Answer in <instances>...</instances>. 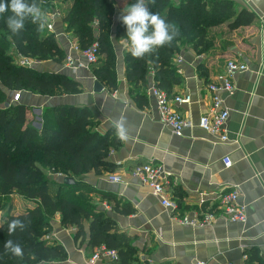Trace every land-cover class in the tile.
<instances>
[{
	"label": "crops",
	"instance_id": "1",
	"mask_svg": "<svg viewBox=\"0 0 264 264\" xmlns=\"http://www.w3.org/2000/svg\"><path fill=\"white\" fill-rule=\"evenodd\" d=\"M110 1L114 7L109 35L115 53V89L110 90L100 82L102 89L94 91L96 79L92 66L72 69L66 64L69 54L77 56L72 48L76 40L66 31L64 22L73 0H54L53 7L44 12L47 19L44 28L54 34L65 60L60 64L51 60L40 63L42 71L65 74L81 88L78 94L46 97L48 99L42 103L86 106L96 122L95 129L102 134L111 132L118 139V147L111 149L108 155L113 168L100 173L89 171L80 178L106 195L101 199L93 194L97 210L114 220L118 232L132 238L138 264H196L200 261L204 264H264V0H232L236 11L246 8L254 14L250 24L229 29L228 22H222L208 29L210 49L196 53L187 45L174 55L173 63L181 82L173 86L172 94L190 97L188 103L174 107L194 124L180 136L160 123L155 101L148 92L147 104L141 107L130 95L123 59L129 43L127 39L115 38V30L123 10L136 0ZM179 2L170 0L173 6ZM230 60L245 63L247 69L233 75L234 93L223 94V106L229 115L225 124L227 140L221 141L218 135L199 128L197 120L210 105L207 84L219 82ZM152 83L150 77L148 87ZM24 96L23 101L29 106L27 119H31L32 126L40 128L42 109L46 106H35L40 100L34 94ZM121 119L126 140L116 135L114 122ZM148 162L161 165L169 175V191L177 204L176 210L164 208L147 186L130 175L133 165ZM112 174L119 175L121 182H111ZM233 189L238 191L239 203L245 207V222H231L219 216L203 225L181 222L185 216L200 217L203 212L214 211L217 196ZM22 202L26 207L20 210L14 209V205L0 209V220L2 216L19 215L32 209L37 200ZM116 202L118 207L130 208L132 212L116 211ZM50 229L45 240L48 244H60L66 259L38 264H112L110 262L114 261H91L95 250L89 246L88 220L84 221V236L77 240L74 239L75 228L62 225L59 214L51 218ZM250 252L254 258L248 256Z\"/></svg>",
	"mask_w": 264,
	"mask_h": 264
},
{
	"label": "trees",
	"instance_id": "2",
	"mask_svg": "<svg viewBox=\"0 0 264 264\" xmlns=\"http://www.w3.org/2000/svg\"><path fill=\"white\" fill-rule=\"evenodd\" d=\"M10 2V0H3ZM36 3L44 13L53 7L54 0H25ZM152 13H158L166 22L175 24L179 35L170 45H164L134 58L130 51L123 54L125 78L129 93L141 107L147 104L148 80L173 97L172 88L181 82V76L173 63L180 47L190 45L196 53L210 49L208 29L228 22L229 29L250 24L254 14L242 8L238 11L232 0H180L173 6L170 0H145ZM114 7L110 0H73L64 17L66 31L75 38L79 50H85L96 41L97 60L92 75L108 89L116 88L115 53L110 42L111 17ZM11 11L0 14V100L5 92H21L18 101L0 109V208L6 206L13 193L26 200H37L35 207L19 215H5L0 220V264H38L53 260L63 261L66 252L60 244H48L45 236L50 233L51 218L60 215L64 226L75 228L74 239L84 236V221H89V246L96 250L104 247L114 250L117 260L112 264H138L137 249L131 237L116 230L114 220L97 210L93 194L101 199L106 195L81 181V176L94 171L112 169L108 161L111 149L118 147V139L95 129L96 122L86 106L55 103L46 106L41 113V127L35 128L27 119L29 106L23 101L25 94L48 97L78 94L80 84L61 73L37 71L14 63L9 49L22 57L33 60H51L58 64L64 60L54 34L45 28L38 30L31 18L24 28L12 32L7 25ZM96 32V33H95ZM115 38L126 36V26L119 21ZM47 173H51L50 175ZM55 173H61L62 178ZM65 177H73L74 183H64ZM60 180H58V179ZM3 198L5 201H3ZM3 201V203H2ZM179 205V201L177 202ZM124 205V203H123ZM116 211L128 214L130 208L114 206ZM21 220L24 230L17 228L9 233V224ZM11 240L20 245L23 256L17 257L5 249ZM248 256H253L250 252Z\"/></svg>",
	"mask_w": 264,
	"mask_h": 264
},
{
	"label": "built area",
	"instance_id": "3",
	"mask_svg": "<svg viewBox=\"0 0 264 264\" xmlns=\"http://www.w3.org/2000/svg\"><path fill=\"white\" fill-rule=\"evenodd\" d=\"M97 42L94 41L91 46L85 50H79L77 45L72 46L77 53L74 58L70 54L66 57V64L72 69L88 68L97 60L96 49ZM78 57H81L79 59ZM19 65L26 67L32 66L35 60L19 56ZM247 69L245 63L236 62L233 60L227 61L226 72L219 82L209 83L206 90L210 95V105L207 111L201 114L197 120V126L206 133L216 134L221 141L227 140L225 133V124L228 119V109L223 106V94L232 95L234 93L233 75L237 72H242ZM148 94L154 99L156 109L159 116V121L162 125L168 127L174 135H182L185 129H191L193 122L190 118L184 116L175 109L176 104L188 103L190 97L188 95L168 97L166 93L152 83L147 87ZM20 93L16 92L11 98L12 102L18 101ZM130 175L136 178L142 185L147 186L151 194L158 198L160 204L171 211L177 209V204L170 196L169 191V175L163 170L159 164L148 162L135 164L129 171ZM58 178H62L61 173L54 174ZM111 182H121V177L117 174L109 176ZM239 194L236 189L229 192H224L217 196V205L214 211H206L201 213L200 217L196 215L192 218L183 217L181 222L183 224L203 225L209 224L219 216L231 222H245L246 213L245 207L239 203ZM217 211V212H216ZM108 259L117 260V254L114 250H109L103 246L97 248L91 256V261ZM196 264H204L203 262H196Z\"/></svg>",
	"mask_w": 264,
	"mask_h": 264
},
{
	"label": "clouds",
	"instance_id": "4",
	"mask_svg": "<svg viewBox=\"0 0 264 264\" xmlns=\"http://www.w3.org/2000/svg\"><path fill=\"white\" fill-rule=\"evenodd\" d=\"M154 3V0H151ZM11 11L7 20L8 28L12 32H18L24 28L25 20L31 18L32 23L38 24V30H43L47 22L45 14L36 3L28 4L25 0H0V14ZM121 22L126 26V36L129 43V51L134 58H143L164 45H170L179 35L178 27L166 22L158 13L149 11L145 0H136L123 10L120 16ZM116 135L121 140L127 139L124 121L114 122ZM17 228L24 230L25 224L21 220H13L9 224V233H14ZM5 249L17 257L23 256V250L18 244L8 240Z\"/></svg>",
	"mask_w": 264,
	"mask_h": 264
},
{
	"label": "rangeland",
	"instance_id": "5",
	"mask_svg": "<svg viewBox=\"0 0 264 264\" xmlns=\"http://www.w3.org/2000/svg\"><path fill=\"white\" fill-rule=\"evenodd\" d=\"M9 53L12 55V57H13V59H14V63H16V64H18L19 63V54L18 53H16L13 49H12V47L9 49ZM65 60V59H64ZM45 61H47V60H45ZM43 63L44 61L43 60H35L34 61V63L32 64V66H30V67H32L33 69H35V70H37V71H42V68H41V66H40V63ZM45 63V62H44ZM56 63V62H55ZM95 67V66H94ZM94 67H92V70L94 69ZM47 73H53V72H49V71H47ZM0 89H2L1 87H0ZM5 92V99L3 100H0V109H4V108H6V107H8L9 105H10V103H11V98H12V96L14 95V94H16V92H19L20 93V98H21V92L20 91H16V92H8V91H4ZM26 95H28V94H25V96ZM34 95H36V97H37V99H39L40 101H38V102H36L35 104L34 103H32V104H34L35 106H39V105H44V106H47V105H49L51 102H46V103H42V100H46V99H48V98H46V97H48V96H43V95H37V94H34ZM24 96V97H25ZM19 98V99H20ZM52 98H56V97H50V99H52ZM1 99V98H0ZM43 108V107H42ZM30 111V113H31V109L29 110ZM30 118H29V122H30ZM32 120H33V117H32ZM31 123V122H30ZM49 173H47V175H48ZM51 174V173H50ZM49 174V175H50ZM58 179V178H57ZM59 180V179H58ZM13 195V196H12ZM9 198L7 197V198H5V199H8L7 200V202L5 201V199L3 198V201H5V203L9 206V207H13V205L15 206L14 207V209H18V210H20V209H23V207H26L25 206V203H23L22 202V200H26V199H24V198H22L20 195H18L17 193H13ZM22 198V200H20ZM3 201H2V203H3ZM5 207L6 206H3V207H1L0 209H5Z\"/></svg>",
	"mask_w": 264,
	"mask_h": 264
},
{
	"label": "water",
	"instance_id": "6",
	"mask_svg": "<svg viewBox=\"0 0 264 264\" xmlns=\"http://www.w3.org/2000/svg\"><path fill=\"white\" fill-rule=\"evenodd\" d=\"M101 89H102V85L100 84V82L98 80H94V82H93V90L96 91V92H98ZM62 181L64 183H69V184L75 182V180H74L73 177H65V178H63Z\"/></svg>",
	"mask_w": 264,
	"mask_h": 264
}]
</instances>
